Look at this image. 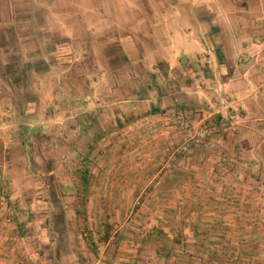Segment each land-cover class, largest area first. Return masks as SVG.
<instances>
[{
	"label": "rangeland",
	"instance_id": "obj_1",
	"mask_svg": "<svg viewBox=\"0 0 264 264\" xmlns=\"http://www.w3.org/2000/svg\"><path fill=\"white\" fill-rule=\"evenodd\" d=\"M141 7L129 0H0V94L7 96L0 102V157L15 163L24 175L23 180L9 182L15 198L1 194L12 220H32V252L43 257L37 258L38 264H95L96 257L102 264L112 253L109 264H264L245 253L240 261L220 259V245L208 251L205 234L198 243L186 246L181 236L171 246L169 223H178L165 213L156 221L160 214L136 212L137 202L121 217H102L106 222L112 216L117 220L110 231L118 238L108 240L93 221L85 223L94 219L87 213L85 188L69 194L67 181L52 180L86 175L92 193L102 188L101 176L107 180L117 166L115 160L131 159L134 148L140 152L135 158L148 164L154 175L171 172L178 160L194 151L200 156L199 168L243 175L264 201V179L246 169V158L222 151L225 140H244L240 122L246 108L231 106L235 124L223 132L224 121L211 114L216 98L226 92L203 76L194 77L191 62H182L172 72L160 67L140 36L132 39L135 47L124 44L130 30L141 32L139 27L131 29L136 16L130 11ZM187 48L194 53L193 47ZM245 92L254 93L250 88ZM189 95L196 106L184 108ZM155 106L163 111L153 117L148 112ZM176 110L186 113L182 126L176 124L181 119L174 116ZM131 117L135 119L129 122ZM200 118L218 127L208 138L214 145L211 151L192 139ZM9 128L15 129L14 137ZM258 135L262 150L264 123ZM21 137L26 148L9 144L14 139L20 143ZM184 143L189 148L176 153ZM219 154L231 161L220 162Z\"/></svg>",
	"mask_w": 264,
	"mask_h": 264
},
{
	"label": "crops",
	"instance_id": "obj_2",
	"mask_svg": "<svg viewBox=\"0 0 264 264\" xmlns=\"http://www.w3.org/2000/svg\"><path fill=\"white\" fill-rule=\"evenodd\" d=\"M129 3L142 6L139 12L130 10L136 16L131 29L139 27L141 32L130 30V39L124 44L135 47L136 41L132 39L140 36L142 45L151 47L156 64L169 71L182 62H191L187 65L193 69L194 77H205V81L218 85L246 108V118L240 122L244 140L235 143L225 140L222 151L246 158V169H251L255 178L264 179V149H259L258 141L264 123V0H129ZM187 47H193L194 53ZM246 88L254 93L247 94ZM5 97L0 94L1 103ZM9 129L14 137L15 129ZM14 140L9 143L14 148H26L27 141L22 137L20 143ZM1 143L0 138V148ZM130 153L134 154L131 159L125 158L128 162L115 160L117 166L107 180L101 176L102 188L95 187L92 193L86 175L53 176L54 181L68 182L69 194L85 188L87 213L94 214V219L89 217L85 223L92 225L93 221L104 237L117 239L118 235L110 231L117 220H112V216L106 222L102 217L106 214L121 217L137 202L136 212L160 214L156 221L163 220L165 213L178 223H169L173 234L166 235L171 246L181 236L187 239L186 246L198 243L199 236L205 234L209 237L203 244L208 246V251L220 245V259L230 257L228 260L240 261L245 253L257 263L264 262V201L246 184L243 175L230 176L219 169L212 174L199 168L200 156L194 151L178 160L171 172L154 175L149 172L148 164L135 158L140 153L137 148ZM4 160L0 157V177L5 182L0 192L15 198L17 193L9 182L23 180L24 175L18 172L15 163ZM12 221L8 223L0 213V264H38L37 258L43 257L32 252V220ZM42 242H45L43 238ZM113 257L114 253L109 254L102 264L112 263ZM94 261L100 264L101 259L96 257Z\"/></svg>",
	"mask_w": 264,
	"mask_h": 264
},
{
	"label": "built area",
	"instance_id": "obj_3",
	"mask_svg": "<svg viewBox=\"0 0 264 264\" xmlns=\"http://www.w3.org/2000/svg\"><path fill=\"white\" fill-rule=\"evenodd\" d=\"M237 103L235 102V100H233L228 94L226 95H220L216 98V102H215V106H214V111L212 112L211 115H215L217 116L221 121H224V123L220 126L221 130L223 132L228 131V129L230 128V125H234L235 122H233V116H232V111L230 110L231 106L236 105ZM169 113H165L164 116H168ZM183 115H186V113H183V111L181 110H176L175 115L177 118H181L179 119L176 124H180V126H182V124L185 122L184 120H182ZM187 122V121H186ZM200 123V127L198 128L199 130H197L195 133V137L192 139L195 140V145L198 146L200 145L201 141L204 144V148L205 150L211 151L212 148L214 147L213 143L210 142L208 140V138H210L211 134H214L216 131V128H218L216 125H213V123L211 122H207L205 121L203 118H200L198 121H195ZM167 123V121L165 122V124ZM148 130H152L151 127H148ZM206 139V141H205ZM189 148V144L188 143H184L178 150H176V153L180 154L181 152H184L185 150H187ZM231 158L227 157V158H223L220 154L218 155V160L221 162L222 161H228L227 163H229L231 160ZM225 161V162H226ZM226 170L228 169L227 167H225ZM5 182L2 180V178L0 177V190L2 187H4ZM0 213H2V216H4V220H6L8 223H12V216L10 213V208L9 206L6 204V202L4 201V198H2L1 192H0Z\"/></svg>",
	"mask_w": 264,
	"mask_h": 264
},
{
	"label": "trees",
	"instance_id": "obj_4",
	"mask_svg": "<svg viewBox=\"0 0 264 264\" xmlns=\"http://www.w3.org/2000/svg\"><path fill=\"white\" fill-rule=\"evenodd\" d=\"M190 97V98H189ZM193 96H188V99L189 100H187L186 101V103H183L182 104V107H187V108H193V107H195L196 106V101H195V98L193 99L192 98ZM195 97V96H194ZM192 100V101H191ZM161 111H163V110H161L160 108H158V107H152L151 109H150V111L148 112L149 114H154V113H157V112H161ZM147 113V114H148ZM135 119V117H131V119H129L128 121L129 122H131L132 120H134ZM120 125H122L121 123H120Z\"/></svg>",
	"mask_w": 264,
	"mask_h": 264
}]
</instances>
